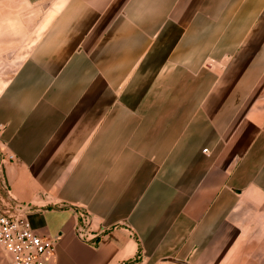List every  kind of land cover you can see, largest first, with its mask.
I'll return each mask as SVG.
<instances>
[{"label": "crops", "instance_id": "1", "mask_svg": "<svg viewBox=\"0 0 264 264\" xmlns=\"http://www.w3.org/2000/svg\"><path fill=\"white\" fill-rule=\"evenodd\" d=\"M15 202L45 264H264V0H0Z\"/></svg>", "mask_w": 264, "mask_h": 264}, {"label": "built area", "instance_id": "2", "mask_svg": "<svg viewBox=\"0 0 264 264\" xmlns=\"http://www.w3.org/2000/svg\"><path fill=\"white\" fill-rule=\"evenodd\" d=\"M30 210L29 204L20 202H15L10 210H4L0 205V247L11 264H45L54 253L55 241L32 228L27 218ZM89 228L84 220L75 226V235L87 241Z\"/></svg>", "mask_w": 264, "mask_h": 264}]
</instances>
